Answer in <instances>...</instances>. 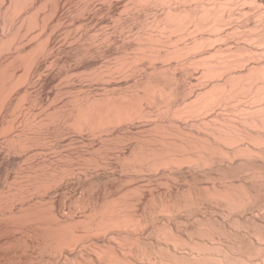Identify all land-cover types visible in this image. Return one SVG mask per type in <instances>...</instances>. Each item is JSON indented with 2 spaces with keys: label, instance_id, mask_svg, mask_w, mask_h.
I'll return each mask as SVG.
<instances>
[{
  "label": "bare ground",
  "instance_id": "bare-ground-1",
  "mask_svg": "<svg viewBox=\"0 0 264 264\" xmlns=\"http://www.w3.org/2000/svg\"><path fill=\"white\" fill-rule=\"evenodd\" d=\"M5 1L9 4L3 5ZM48 1L50 0H0V264H170V251H182H178L179 242H174L175 238L170 230L172 226L169 227L170 235L168 227L163 224L166 221L167 224L179 226L178 222L180 224L181 221L178 216L183 213L198 224H203L205 218L206 223L208 220L211 224L214 223L211 225L214 230L211 228L210 231L209 226H205L209 230H206L208 238H205L204 234L205 223H200L203 235H200V231L199 234L195 232L199 240L204 237L212 246L208 245V248L205 244V249L198 246L195 248L200 249L195 251L194 245L191 244L193 248L188 247V254L192 264H237L238 260L245 264H264V0H196L198 2L194 4V9L184 4L186 0H180L184 1L182 6L176 7V3H172L173 0H157L164 9L163 20L160 19L163 12L158 15L151 7L152 0H141V8L137 13L142 29L138 33L136 44L139 50L134 64L136 73L132 68V73L136 74V93L128 94V89L126 94L121 95V99H116L118 95L113 96L111 91L119 83L112 81L105 84L101 98L97 100L93 95L90 96L91 93L89 97L86 96V105L79 104L78 100L79 105L73 109L76 110L73 116L76 127H86L96 134L100 145L103 146L113 135L119 138L114 133L117 124L138 118L137 129L144 136L138 140L139 144L135 140V145L126 148L127 145L122 144L119 147V142L116 145L118 147H114V155L110 150L114 159L129 164H122L124 167L128 166L125 170L129 168V171L133 172L132 175H138L131 178L140 180L137 190L135 188L133 191H124L118 197L113 196L118 194L114 191H93V179L88 180L90 169L74 173L75 176L71 175L74 181L80 177L84 180L88 178L84 183L88 185L87 188L80 189L77 194L64 189L60 193H57L56 188L52 190L55 184L61 183L63 176L60 178L54 174L50 178L44 177L46 156L49 155H46L47 144L58 136L62 125V116L56 100L58 82L54 83L55 87L50 85L53 89L46 94L49 102L48 105L46 103V109L50 111L49 115L47 114L49 117L46 116L50 124L49 129L44 128L46 121L42 120L43 118H37L41 108L35 107L43 105L44 101L38 96L39 90L36 89V95H32L31 102L27 103L26 99L34 87L31 86L30 89V85L35 83L37 86V82L41 81L39 73L46 65H50L54 72L51 76L52 82H55L59 73V44H55L59 39V18L56 16V6L59 4L57 5L55 0L53 5H48L49 8L46 9ZM243 1L246 5L241 4ZM12 12H17V15L22 12V17L20 16L19 20L12 18L15 16H12ZM247 14L250 18L260 16L257 17L261 18L260 23L258 20V23L253 22L257 18L250 21ZM242 15H245L244 19L239 20ZM165 17L167 19L164 21ZM168 20L177 24L179 31L181 27L183 34L191 30L189 26L192 24L193 27L202 26L197 33L190 32L197 34V38L199 31L206 30L205 28L211 25V30L207 28L210 32H199L204 42L214 38L224 39L229 33L232 35V30L236 38L238 35V39L234 37L233 41L247 38L242 42H234L235 46H231V42L226 43L224 39L226 44L219 43L211 48L200 49L197 54L194 46L197 40H194L195 43H181L187 40L186 37L183 38L184 35L181 39L178 38L180 43L174 39H171L174 42L170 40L172 33L170 34ZM30 25H33L36 32L27 38L24 33L30 31L27 29ZM155 26H160L161 33L166 35V39H163L166 40V49L162 48V37L158 38L154 32ZM31 30L33 31L32 28ZM234 30L238 32L237 35ZM239 32H242L243 38ZM106 37L117 43L116 36ZM246 39V42L250 43H243ZM189 46H194L196 55L189 56ZM186 48H190V53L184 52ZM225 51L230 54L224 53ZM172 54L175 55L174 66L173 62L170 64ZM194 59L197 61L196 65L203 68L201 80L207 78L204 84H207L208 80L212 84L209 88L205 85L207 90L205 88L200 92L199 88L200 93L196 90V95H188L190 99L192 95L194 98L184 105L181 95L185 90L183 78L188 72L186 66L189 63H186L191 64ZM175 64L180 65L178 71ZM19 67L22 72L16 75L15 68ZM43 67L45 68L42 69ZM120 71L123 73L126 70L124 68ZM202 74L200 72V75ZM19 80L27 85L20 95L14 93V87ZM156 105L161 109H157ZM132 106L135 108L132 109ZM184 106L190 109L185 110ZM213 107L221 108V111L218 108L214 111ZM223 108L228 112H222ZM16 112L21 114L19 119ZM185 112H188V115ZM183 114L191 118H180ZM128 126L129 123L126 127ZM118 141L120 139H116V142ZM110 152H105L100 159L90 163L92 171L95 170L98 175L105 173L109 177L115 175L114 170L108 168L111 164ZM11 168L14 169L12 173ZM100 170L103 173H99ZM125 170L124 173L127 171L131 174ZM70 173L73 174L72 171ZM161 179L164 188L167 186L174 191V199L169 198L171 192L168 191L169 195L163 196V193H160L164 198L159 197L160 200H156L157 195L154 196L153 191H157L158 184H162ZM153 182L158 183L157 188H150L151 183L154 185ZM76 184H79L78 181ZM144 188L153 192L148 191L151 195L147 196L149 199L142 195L146 191ZM110 197L114 198L109 199ZM203 204L214 206L215 209L212 211L211 207L205 208L209 211L204 212L202 208L206 206ZM222 207L226 212L216 210ZM156 212L162 215L165 213L164 221L161 220L163 224L160 222V226H164L163 229L159 225L156 228ZM174 215H177V218ZM178 228L175 230L179 232ZM184 231L186 237L191 240L193 233L189 235ZM197 242L198 240L195 241L196 244ZM222 243L231 245V249L233 244H236L235 247L239 249L234 247L231 252L222 251ZM253 243H261L262 246L255 247ZM244 244L246 251L243 249ZM185 245L183 247L187 246ZM234 249L240 256L231 255ZM219 250L223 252L222 256L215 254H220ZM250 254L259 257H250Z\"/></svg>",
  "mask_w": 264,
  "mask_h": 264
},
{
  "label": "rangeland",
  "instance_id": "rangeland-1",
  "mask_svg": "<svg viewBox=\"0 0 264 264\" xmlns=\"http://www.w3.org/2000/svg\"><path fill=\"white\" fill-rule=\"evenodd\" d=\"M51 1V2H50ZM50 1H48L49 3H47V8L46 9H48L49 7H48V5L49 6H51V5H53L52 4V2H54L55 0H50ZM182 1V0H181ZM180 0H173V2L172 3H176V5H174V7H176V6H182V4H183V2H181ZM187 1H188V3H187ZM200 1V0H199ZM7 1H5L4 2V4L3 5H7V4H9V3H6ZM28 2H30V0H28ZM192 2V3H191ZM198 1H196V0H186L185 2H184V4H188V7H190V9L191 8H195V3H197ZM244 3H241V4H245L246 2L245 1H243ZM6 3V4H5ZM57 5H58V7L56 6V16L59 18L58 19V27H57V29H58V40L56 41V43L55 42H52V43H55L56 45H58L57 47H58V52H59V58H60V61H59V64H58V66H59V73H58V76H56L57 78H55V82H52V79H51V76L54 74V72L51 70V67H47V65H46V68L45 67H43L42 69H44V70H41L40 72L41 73H39L41 76L39 77V78H41L40 80V82L38 81L37 82V86L35 85V83H33L32 85H30V89L32 88L31 86H34L33 87V90L31 89L30 91V94L31 95H29V96H27V103L28 102H31L32 101V95L34 94V92L35 91H37V90H39L38 92H39V94H38V96L40 95V99H42V100H44L43 101V105H39V106H37V107H35V108H37V109H40V112H38L39 113V115H37L36 117L37 118H39V117H41V119L42 120H44V121H46V125H44L45 127V129L47 130V129H49L50 128V124H49V120H48V118L46 117V116H48L49 114H48V112H50L48 109H46L47 107V105L49 104V102H48V99H47V96H46V94H48L49 93V91H50V89H53V88H51L50 87V85L52 86V87H55V85H54V83H56V82H58V83H56V89L58 90L57 91V98H56V100H57V104H58V107H59V113H60V116H62L61 117V120H62V125H61V129H60V132H59V134H58V136L57 137H55V141L54 140H51V142L50 143H48L47 144V151H46V155H48V156H46L47 158V161L45 162V166H44V177L45 178H50V176H52V175H59L60 176V178L62 177V181H61V183L59 182V183H57L58 184V186H57V184H55V186H57V187H55L54 185V188H52V190L54 189L55 190V188H56V191H57V193H60L63 189H64V191H67V192H71L72 191V193H73V191L75 192V194H77L78 192H80L81 190H83V188H87V186L88 185H84V183L86 182V181H88V180H90V179H93L92 181H93V188H91L92 190L94 189L96 192L98 191V192H103V189H105L106 191H110L111 193H113L112 191H114V193H118V194H116V195H113L114 197H118V195L119 194H121V193H123L124 191H133L135 188H136V190H137V188L139 187V178H131V177H137L138 175L137 174H135V176H134V174L132 175V173L133 172H131V171H129V168H127L126 170H128L129 172H131V174H129L126 170H125V168L126 167H128V166H122V164L123 165H129V164H125L124 163V161L123 160H121V161H123V163H121L119 160H117V159H114L113 158V155H114V151H116V148H114V147H120V145L122 144V145H127L126 146V148L127 147H129V146H133V145H135V140H136V143L137 144H139L138 143V140L139 139H141L142 138V136L143 135H141L140 133H139V130L137 129V126H138V123H137V121H138V118H133L132 119V121H127V122H122V123H119V124H117L116 126H115V129H114V133H116L117 134V136H119V138H117L116 136H112V137H115V138H112V137H110V139L106 142V145L104 144V146L103 145H100V140H99V137L97 138V135L96 134H93L90 130H88L86 127H76L77 125L76 124H74L75 122H73V116L75 115V111H73V109H75V107L77 106V105H79V104H83V105H86V102L85 101H87V98H86V96L87 97H89V95L90 96H92L93 95V97L95 98V99H97V98H101V94L103 93L102 91H103V88L105 87V84H107V83H112V81L113 82H117V83H119V85L116 87H114L113 89V91H111V93H112V95L113 96H117L116 97V99H121L120 97H121V95L123 94V93H125L126 91H128V89H129V91L128 92H126V93H130V94H135L136 92L135 91H137V85H136V82H134V81H136V79H135V76H136V72H135V68H134V64H136V62H135V59H136V57L138 56V52H139V50H138V46H136V44H137V42H138V33L141 31V25H140V20H139V18H138V12H139V9L141 8V5L139 4V3H141V0H56V2H55ZM174 3V4H175ZM180 3V4H179ZM182 3V4H181ZM51 4V5H50ZM142 4V3H141ZM160 4V5H159ZM190 4V5H189ZM249 4V3H248ZM247 4V5H248ZM246 5V4H245ZM60 6V7H59ZM151 7L158 13V15H159V13H161V12H163V13H161L160 14V19H162L163 20V17H162V14H164V9L162 8L163 6H162V4L158 1L157 2V0H152V3H151ZM156 8V9H155ZM192 9V10H193ZM59 10V11H58ZM12 13H14V12H12ZM16 13V14H15ZM14 14H12V16H14V17H12V18H14V19H16V20H19L20 19V16L22 15L21 13H19L18 12V15H17V12H15ZM58 14V15H57ZM10 15H11V13H10ZM148 16H150V14L148 15ZM248 18H249V20L250 19H252V18H257V17H260V16H254V17H249V15L247 14L246 15ZM22 17V16H21ZM244 17H245V15L243 16L242 15V17L239 19V20H241V19H244ZM247 18V19H248ZM159 19V20H160ZM165 19H167L166 17L164 18V21H165ZM253 20V19H252ZM257 20H258V22L261 20V18L260 19H256V20H253V22L255 21V23H258L257 22ZM103 21H105V22H103ZM163 21V22H164ZM251 21V20H250ZM161 22V21H160ZM162 22V23H163ZM168 22L170 23V34L172 33V35H170V40L172 39H174V41L175 42H179L180 43V39L182 38V36H183V38H185L186 37V39L187 40H183L181 43H183L184 41H190V43H195V41L194 40H197L196 41V44L194 45L195 46V49H196V53L198 54V53H200V49H204V48H208V47H210L211 48V46L212 47H214V46H216V45H218L219 43L220 44H226V43H230L231 42V46H235L234 44V42H238V41H240V42H242V40H244L245 38H247V37H245L244 39H242V40H238V41H233L235 38H236V36L234 35V32H232V31H230L231 33H232V35L229 33V37H230V39L231 40H229V37L226 35V37L224 38L226 41V43H224V39H223V37L222 38H220L219 40L218 39H216V38H214V39H212V40H214V42L211 40V41H209V40H206V42H204L203 41V39L202 38H200V33L201 32H203V33H205V32H207V31H209V30H211V28L212 27H207V26H204V27H207L209 30H207V28H205L206 30H204V29H202L201 31H199L198 32V38H200V39H202V41L199 39V41H198V38L196 37L197 36V34L195 35V34H191L192 32H196L197 33V30L198 29H201V27L202 26H200V27H193V24L192 25H188L189 26V28L191 29L190 31H188L187 33H182V31H181V27L179 28L180 29V31H181V34L180 33H178V25L177 24H175L174 22H171V21H169L168 20ZM165 23V22H164ZM167 23V22H166ZM169 23H167V24H169ZM260 23V22H259ZM176 26H175V25ZM207 25H208V23H206ZM205 24V25H206ZM31 26V27H30ZM29 27L27 26V29L29 30L30 29V31L29 32H26V30H24V32H26V33H24V34H26V35H24L25 37H27V38H30V37H32V35L33 34H35V32H36V29H34L33 28V25H30ZM178 26V27H177ZM157 27V28H156ZM174 27H177V28H175L174 29ZM31 28L33 29V31L31 30ZM153 28H155L154 29V32L158 35V38L160 37V39H161V37H162V42H163V49L165 48H167L166 46H164L165 45V43L164 42H166V40H163V39H166V35L164 34V33H161L162 31H161V27L160 26H155V27H153ZM203 28V27H202ZM249 29H250V27H248ZM248 28H246V29H248ZM174 29V30H173ZM193 29V30H192ZM196 29V30H195ZM245 29V30H246ZM249 29H248V31H249ZM27 30V31H28ZM175 30H177V31H175ZM214 29H212V31H213ZM244 30V31H245ZM174 31V32H173ZM179 31V32H180ZM192 31V32H191ZM211 31V32H212ZM235 31V34L237 35L238 34V32L236 31V30H234ZM250 31H251V29H250ZM253 32H254V30H252ZM34 32V33H33ZM191 32V33H190ZM194 32V33H195ZM210 32V31H209ZM253 32H248V33H253ZM27 33H28V35H27ZM112 33V34H111ZM240 34L239 35H242V37L241 38H243V34H241L242 32H239ZM114 35V36H116L117 38H118V40H117V43L115 42V41H113L112 39H108L106 36H110V35ZM161 34H163V35H161ZM202 34V33H201ZM104 35H106V36H104ZM161 35V36H160ZM178 35H181V36H178ZM190 35V36H189ZM177 36V37H176ZM233 38H232V37ZM24 37V38H25ZM104 37H106L105 39H104ZM176 37V38H175ZM181 37V38H180ZM193 37V38H192ZM195 37V38H194ZM235 37V38H234ZM27 38H25V39H27ZM101 38V39H100ZM103 38V39H102ZM178 38H180L179 40H178ZM197 38V39H196ZM239 38H240V36H239ZM192 39H193V41H192ZM215 39H216V41H215ZM233 39V40H232ZM236 39H238V35H237V38ZM249 39V38H248ZM248 39H246L245 40V42H243V43H248L249 41H250V39H249V41L248 42H246ZM103 40H104V42H103ZM171 40V41H172ZM171 41H170V45H171ZM174 41H172V42H174ZM228 41V42H227ZM197 42H198V44H197ZM233 42V43H232ZM254 41H251V43H253ZM58 43V44H57ZM203 43H204V45H203ZM250 43V42H249ZM200 44H201V46H200ZM258 44V43H257ZM54 45V44H53ZM101 45V46H100ZM167 45H168V43H167ZM173 45V44H172ZM191 45V44H190ZM197 45V46H196ZM103 46V47H102ZM174 46V45H173ZM192 46V45H191ZM191 46H189V47H191ZM193 46V47H194ZM171 47V46H170ZM193 47H191V53L188 51V49H190V48H186L185 49V51L184 52H187V53H190V55L189 56H191L192 54H195L196 55V53H195V50L193 51ZM199 47V48H198ZM99 49H100V51H99ZM198 49V50H197ZM104 51V52H103ZM138 51V52H137ZM193 51V52H192ZM197 51H199V52H197ZM229 51H225L224 53H226V54H230V53H228ZM243 53V52H242ZM238 54H240L239 52H238ZM188 55V54H187ZM172 58L170 57V59H171V61H170V64L172 63L173 65L172 66H174V57H175V55H173L172 54ZM198 56V55H197ZM208 56H210V54H208ZM88 58H89V60H88ZM200 58V57H199ZM197 59H198V57H197ZM136 61H137V59H136ZM122 63V64H121ZM189 63V64H188ZM195 63V64H194ZM128 64V65H127ZM188 64V65H187ZM197 64V61H196V59H194L193 61L191 60V64H190V62H187L186 63V65L188 66H186V68L188 69L187 71L188 72H186L185 74H186V76H184V78H183V82H182V84L184 83L185 84V86H184V84H183V87H185V88H183V89H185V90H183L182 91V95H181V93H180V95H181V97H183V99L181 98V100H182V103H185V102H187V101H190V100H192L193 98H194V95H196V93H197V91H198V89H199V91L200 92H202V91H204V89L205 90H207V87L209 88V86H211V81H209L208 80V82H207V84H204V83H206L205 81L207 80V78H204V79H202L204 82H202V80H201V78H202V76H203V74H202V69H201V65H200V63H199V65L200 66H198V65H196ZM123 68H122V67ZM177 66V70L176 69H174V70H176V71H178V68H179V66L180 65H176L175 64V67ZM129 67V68H128ZM174 67V68H175ZM125 68V70L127 71H125V72H123V73H121L122 71H120V70H122V69H124ZM128 68V69H127ZM132 68H134L133 70H134V74L132 73L133 72V70H132ZM68 69V70H67ZM112 69V70H111ZM130 70V71H129ZM50 71V72H49ZM112 71H114V72H112ZM117 71V72H116ZM120 71V72H119ZM21 72H22V69L19 67L18 69L17 68H15V73H16V75H19V74H21ZM42 72H43V74H42ZM101 72V73H100ZM107 74H106V73ZM200 72H201V74L202 75H200ZM64 73V74H63ZM112 73V74H111ZM118 73V74H117ZM130 73V74H129ZM199 73V74H198ZM110 74V75H109ZM121 74V75H120ZM184 74V75H185ZM107 75V76H106ZM200 76V77H199ZM59 77V78H58ZM103 79H102V78ZM127 77V78H126ZM197 77V78H196ZM105 78V79H104ZM196 78V79H195ZM186 80V81H185ZM200 80V81H199ZM36 81V80H35ZM109 81H111V82H109ZM187 82V83H186ZM24 83V84H23ZM41 83V84H40ZM48 83V84H47ZM131 83V84H130ZM128 84V85H127ZM210 84V85H209ZM132 85H134V86H132ZM203 86V87H200V86ZM207 87H206V86ZM27 85H26V83L24 82V81H22V80H19L17 83H16V85H15V87H14V93H16L17 92V94H22V90H24V88L26 87ZM58 86V87H57ZM186 86H188V87H186ZM22 87V88H21ZM35 87H37V88H35ZM118 87H120V88H118ZM135 87V88H134ZM118 88V89H117ZM35 89V90H34ZM37 89V90H36ZM121 89H123V90H121ZM135 89V90H134ZM111 90V89H110ZM118 90V91H117ZM120 90V91H119ZM125 90V91H124ZM131 90V91H130ZM188 92H187V91ZM197 90V91H196ZM46 91V92H45ZM186 91V92H185ZM198 91V93H200ZM48 92V93H47ZM80 92V93H79ZM101 92V93H100ZM135 92V93H134ZM183 92H185V93H183ZM192 92V93H191ZM87 93V94H86ZM96 93V94H95ZM110 93V94H111ZM121 93V94H120ZM125 93V94H126ZM195 93V94H194ZM75 94V95H74ZM86 94V95H85ZM120 94V95H119ZM125 94H124V96H125ZM191 94H194V95H192L193 97H192V99H190L189 97H191ZM34 95H36V94H34ZM33 95V96H34ZM78 95V96H77ZM82 95V96H81ZM97 95V96H96ZM183 95H185V96H183ZM188 95H189V97H188ZM96 96V97H95ZM59 97V98H58ZM81 97V98H80ZM123 97V96H122ZM184 97H188V99H184ZM84 98H86V99H84ZM93 98V100H95ZM31 99V100H30ZM47 99V100H46ZM84 99V100H83ZM190 99V100H189ZM30 100V101H29ZM59 100V101H58ZM78 100H79V104H78ZM98 100V99H97ZM184 100V101H183ZM76 101V102H75ZM45 102V103H44ZM59 102V103H58ZM71 102H73L72 104H71ZM75 102V103H74ZM83 102V103H82ZM25 103H26V101H25ZM46 103H47V105H46ZM88 103V102H87ZM188 104H189V102H187ZM34 104V103H33ZM162 104V103H161ZM188 104H187V107H188ZM158 105V104H157ZM156 105V107H158ZM183 105V104H182ZM184 105H186V103L184 104ZM225 105H228V104H225ZM34 106H35V104H34ZM41 106V107H40ZM45 108H44V107ZM69 106V107H68ZM131 106V105H130ZM216 106H218V105H216ZM222 106V105H221ZM221 106H218V107H221ZM224 106V105H223ZM222 106V107H223ZM161 107V106H160ZM186 107V108H187ZM218 107H216L215 109L216 110H218L219 109V111H221L220 109L221 108H218ZM42 108H44V109H42ZM77 108V107H76ZM133 108H135L134 106H132V109ZM184 108H185V106H184ZM185 108V110H187V109H190V107L189 108H187L186 109ZM218 108V109H217ZM227 108V107H226ZM225 108V109H226ZM70 109V110H69ZM157 109H161V108H157ZM156 109V110H157ZM215 109H214V107H213V110L215 111ZM224 109V108H223ZM222 109V112L223 111H225V109L223 110ZM43 110H45L44 112H43ZM212 110V111H213ZM63 111V112H62ZM190 111V110H189ZM188 111V112H189ZM19 112V111H18ZM42 112V113H41ZM72 114H71V113ZM188 112H185L186 113V115H188L187 113ZM225 112H228L227 110L225 111ZM225 112H224V114H225ZM17 113V112H16ZM41 113V114H40ZM48 114V115H47ZM227 114V113H226ZM21 114L20 113H17V117H18V119H19V117H21L20 116ZM69 115V116H68ZM181 115V114H180ZM185 115V116H186ZM183 116H184V114H183ZM180 117V118H185V116L184 117ZM49 117V116H48ZM67 117V118H66ZM179 117V116H178ZM188 116H186V118H187ZM190 117V116H189ZM188 117V118H189ZM46 118V119H45ZM179 118V119H180ZM191 118V117H190ZM66 120V121H65ZM135 121V122H134ZM67 122V123H66ZM74 125H73V124ZM128 123H129V126L128 127H126L127 125H128ZM137 123V124H136ZM44 124H45V122H44ZM68 124V125H67ZM132 126H131V125ZM63 126V127H62ZM123 126V127H122ZM75 127V128H74ZM117 127V128H116ZM81 128H83V129H81ZM119 128V129H118ZM129 128V129H128ZM74 129H76V130H74ZM81 129V130H80ZM79 130V131H78ZM86 130V131H85ZM122 130V131H121ZM125 130V131H124ZM63 131V132H62ZM89 131H90V133H89ZM117 131V132H116ZM118 132H119V134H118ZM131 132V134H129ZM93 134V135H92ZM115 134V135H116ZM96 135V136H95ZM130 135V136H129ZM134 135H136L137 136V138H136V136H134ZM139 135H141V136H139ZM89 136V137H88ZM123 136H125L124 138H123ZM90 137H92V138H90ZM140 137V138H139ZM144 137V136H143ZM58 140H57V139ZM133 138V139H132ZM90 139V140H89ZM116 139L118 140V139H120V141H118V142H116ZM125 139V140H124ZM99 140V141H98ZM112 140V141H111ZM111 141V142H110ZM120 142V144L118 145V143ZM122 142V143H121ZM125 144H124V143ZM82 143V144H81ZM86 143V145H84ZM90 143V144H89ZM108 143V144H107ZM56 144V145H55ZM157 144H159L158 142H157ZM116 145H118V146H116ZM56 146V147H55ZM88 146V147H87ZM96 146V147H95ZM109 146V147H108ZM158 147L160 146V145H157ZM53 147V148H52ZM71 147V148H70ZM92 147V148H91ZM103 147H105V148H103ZM161 147V146H160ZM57 149V150H56ZM64 149V150H63ZM99 149V150H98ZM105 149H107V151H109L110 152V150H112L111 152H113L112 154H111V152H110V154H111V157H110V163L111 164H109L108 165V168L109 169H112V170H114V172H115V175L112 177H109V175L107 176V174H105V173H103L101 170L100 171H98L99 173H103V174H99L98 175V173L97 172H94L95 170H93L92 171V168H91V164H93L96 160H98V159H100L101 157H102V155L105 153V152H107V151H105ZM115 149V150H114ZM55 150V151H54ZM52 151V152H51ZM85 151H88V152H85ZM97 151V152H96ZM48 152V153H47ZM50 152V153H49ZM71 152V153H70ZM55 155V156H54ZM80 157H79V156ZM92 155V156H91ZM75 156V157H74ZM82 156V157H81ZM91 156V157H90ZM50 157V158H49ZM56 157V158H55ZM88 157V158H87ZM81 158V159H80ZM52 159V160H51ZM63 160V161H62ZM68 161V162H67ZM70 161V162H69ZM77 161H78V163H77ZM114 161V162H113ZM117 161H118V163H117ZM92 162V163H91ZM91 163V164H90ZM49 164V165H48ZM69 164V165H68ZM89 164V165H88ZM46 165H47V167H46ZM74 165V166H73ZM60 168H59V167ZM90 166V167H89ZM110 166V167H109ZM72 167V168H71ZM86 167V168H85ZM107 168V169H108ZM119 168V169H118ZM84 169H90V172H89V170H88V177H89V179L88 178H85V180L84 179H82L83 177H80V181L79 180H75L74 181V179H73V176H71V175H74V173H78V172H80V171H83ZM121 169H123V170H125L126 172L124 173L123 172V170H121ZM74 170V171H73ZM161 170V169H160ZM10 171H11V173L14 171V169H10ZM64 171V172H63ZM70 173L71 171L73 172V174H69L68 172ZM51 172H53V173H51ZM56 172V173H55ZM94 172V173H93ZM50 173V174H49ZM68 173V174H67ZM93 173V174H92ZM98 175V176H96V174ZM120 173V174H119ZM126 173H128L127 175H126ZM135 173V172H134ZM67 175V176H66ZM93 175H94V177H93ZM129 175V176H128ZM131 175V176H130ZM137 175V176H136ZM75 176V175H74ZM124 176V177H123ZM126 176V177H125ZM130 177V178H129ZM121 178V179H120ZM73 181H71V180ZM82 179V180H81ZM88 179V180H87ZM98 179V180H97ZM120 179V180H119ZM125 179V180H124ZM126 179H127V181H130V182H127L126 181ZM129 179H131V180H133V181H131V180H129ZM135 179V180H134ZM138 179V180H137ZM83 180H84V182H83ZM96 180V181H95ZM114 180V181H113ZM77 181H78V183L79 184H76L77 183ZM100 181V182H99ZM160 181V180H159ZM82 182H83V185H82ZM115 182H117V183H115ZM123 182V183H122ZM160 183H162V184H158V183H156V182H153V184L154 185H152V183H151V186H150V188H152V189H154L155 188V186H156V188H157V184H158V188H157V191H156V189H154V196H156L155 198H156V200L157 201H159L162 197V195L164 196V195H169V192H171L170 193V199H171V197L173 196V194H174V191H171L170 189H169V187H167L166 186V188H164L165 186H164V182L162 181V179H161V181H160ZM97 186H96V185ZM120 184V185H119ZM74 185V186H73ZM77 185V186H76ZM121 185H123V186H121ZM68 186V187H67ZM84 186V187H83ZM90 186V187H91ZM106 186V187H105ZM116 186V187H115ZM117 186H119V187H117ZM137 186V187H136ZM149 186V185H148ZM154 186V187H153ZM89 187V188H90ZM95 187V188H94ZM85 188V189H86ZM133 188V189H132ZM169 190H168V189ZM81 189V190H80ZM117 189H119V190H117ZM145 190H146V188H144ZM149 188H147V192L145 191V193H147V194H143L142 193V195H146V198L147 199H149V197L151 196L150 195V193H153V192H150L149 190H148ZM174 189V188H173ZM93 190V191H94ZM123 190V191H122ZM165 190V191H164ZM41 191H43V190H41ZM119 191V192H118ZM121 191V192H120ZM141 191H144V190H141ZM150 193H149V192ZM169 191V192H168ZM139 192V191H138ZM138 192H136L137 194H138ZM158 193V194H160V196L158 195V194H156V193ZM164 192L166 193V194H164ZM133 193H135V192H133ZM135 193V194H136ZM149 193V194H148ZM177 193H175V195H176ZM179 194V193H178ZM59 195V194H58ZM150 195V196H149ZM144 196H142V197H144ZM147 196H149V197H147ZM180 196V195H179ZM207 196V195H206ZM114 197H110L109 199H111V198H114ZM159 197H160V199H159ZM166 197H168V196H166ZM176 197H177V195H176ZM146 198L144 199L143 198V200H146ZM164 198V197H163ZM162 198V199H163ZM173 198V197H172ZM175 198V197H174ZM173 198V199H174ZM181 199H182V197H180ZM179 198V199H180ZM206 198H208L209 199V197L207 196ZM177 199H178V197H177ZM263 202H264V200H263ZM254 205H255V203H253ZM252 204V206H254ZM206 206V207H203L202 208V210H205V208H210L211 206H209L208 204H203V206ZM208 206V207H207ZM219 207L220 205H216V207ZM248 207H250V205L248 206ZM255 207H257V206H255ZM224 207H222V208H216V210L217 211H223L224 210V212H226V209L224 208ZM213 209H215V207L213 206V207H211L210 208V210H212L213 211ZM136 210H138V208L136 209ZM215 210V211H216ZM207 211H209V209H207ZM206 210L204 211V212H207ZM159 212H164V211H159ZM158 212V213H159ZM158 213L156 212V216H157V220H156V228L157 227H159L160 225H161V223L163 224V222H161V220L162 221H164V215H165V213L162 215L161 213H159L160 215H158ZM166 214H167V212H166ZM174 214V213H173ZM184 214V215H183ZM182 215H179L178 216V219L181 221L180 222V224H179V222H178V225L179 226H177V227H175V225L174 224H172V223H169V224H167V223H165L166 221H164V224L163 225H165V227L168 229L167 231L170 233V235H171V232H172V234H173V237L175 238V241L174 242H177L176 244H178V242H179V244H178V251L179 250H181L182 252H175V251H173V250H171L170 251V257L168 256V258L170 259V264H176V262H177V264H184V262L186 263V264H192L193 262L191 261L192 259L190 258V255L188 254V251L190 250V248L192 249L193 247V245H194V248H193V250H195L196 251V249L197 248H195V247H204V249H205V247L207 246L208 247V245L210 246L211 244H209V242H208V240H206V239H204V237H203V239L201 240V238H200V240H199V237L196 235V233L197 234H199L200 232V235H203L202 234V232L203 231H200V230H202L203 228H201L200 226H202L204 223V228H205V226L206 225H208L209 226V228H208V226H206V228H208V229H210V231H211V225H213L214 223H212L211 224V222H209V220L207 221L208 223H206V218L202 221V222H204L203 224L201 223V222H199V224L196 222H193L192 220H191V217L189 218V216H185L186 214L185 213H183ZM163 216V217H162ZM175 216V215H174ZM182 216H185V217H183L182 218ZM176 218H177V215L175 216ZM161 218V219H160ZM181 218V219H180ZM160 219V220H159ZM190 221H192V222H190ZM161 222V223H160ZM158 223V224H157ZM187 223V224H186ZM200 223L202 224V225H200ZM210 223V224H209ZM193 224V225H192ZM199 226H198V225ZM157 225H159V226H157ZM169 225V226H168ZM170 225L172 226V228L170 227ZM190 225V226H189ZM162 226V225H161ZM160 226V228H162L163 229V227H161ZM180 226L182 227L181 229H180ZM215 226H216V224H215ZM169 227H170V230H172L171 232H170V230H169ZM179 227V228H178ZM166 228H164L165 230H166ZM175 228H178L180 231V233L178 232V230H175ZM184 228V229H183ZM201 228V229H200ZM204 229V234H205V238L207 237L206 236V234H207V232H206V230H208V229ZM159 229V228H158ZM162 229H159V230H162ZM213 230H214V228H212ZM216 229V228H215ZM155 230H157V229H155ZM185 230V231H184ZM188 230V231H187ZM189 230L191 231V232H189ZM193 230V231H192ZM176 231V232H175ZM181 231H182V233H181ZM183 231L185 232V233H187V234H189V235H191L192 233V235H191V237H192V239L190 240L188 237H186L187 235L186 234H184L183 233ZM187 231V232H186ZM200 231V232H199ZM209 231V230H208ZM189 232V233H188ZM196 232V233H195ZM199 232V233H198ZM198 237H196V236ZM179 237V238H177V237ZM184 237V238H183ZM183 238V239H182ZM197 238V239H196ZM208 238V237H207ZM173 239V238H172ZM171 239V240H172ZM180 239V240H179ZM178 240V241H177ZM198 240V242H197V244L195 243V241H197ZM205 240H206V243H205ZM185 241V242H184ZM204 241V242H203ZM194 242V243H193ZM208 242V243H207ZM248 242V241H247ZM185 243H186V245H185ZM199 243V244H198ZM236 243H237V241H236ZM249 243V242H248ZM190 244V245H189ZM191 244H192V246H191ZM196 244V245H195ZM201 244V245H200ZM202 244H203V246H202ZM205 244H206V246H205ZM223 244V243H222ZM220 245V246H222V247H224V248H222V249H220V250H222V251H224V250H226V251H232V249L235 247V245L233 244V248L231 249V248H229L231 245H229V244H223V245ZM237 244H239V243H237ZM246 244V243H245ZM245 244H244V250L246 251V249H245ZM186 246V247H183V246ZM242 245V244H241ZM240 245V246H241ZM256 245V246H255ZM212 246V245H211ZM210 246V247H211ZM228 246V247H227ZM238 246V245H237ZM243 246V245H242ZM249 246H250V243H249ZM249 246L248 245H246V247H248L249 248ZM252 246V245H251ZM253 246H255V247H257V246H259V247H261L262 245H261V243L259 244V243H257V244H254L253 243ZM188 247H190L189 249H188ZM209 248V247H208ZM215 248V247H214ZM229 248V249H228ZM237 248V250L239 249V247H235V249ZM198 249H200V248H198ZM197 249V250H198ZM218 249H219V247H218ZM228 249V250H227ZM234 249V250H235ZM250 249V248H249ZM253 249V248H252ZM208 250V249H207ZM213 250V249H212ZM212 250L210 251V252H212ZM219 250V251H220ZM234 250H233V252H234ZM243 250V252L245 253V251ZM251 250V249H250ZM187 251V252H186ZM222 251H220V252H218V253H220V254H217V253H215L217 256H222ZM236 251V250H235ZM207 252V251H206ZM213 252H215L214 250H213ZM232 252V254L231 255H233V256H238L239 254H237L238 252L236 251V255H235V252L233 253ZM252 253V252H251ZM166 254V253H165ZM255 254V253H254ZM168 255V254H167ZM178 255H181V256H178ZM174 256V257H173ZM176 256V257H175ZM182 256H184V257H182ZM240 256V255H239ZM241 256H243V255H241ZM244 256H246V254H244ZM250 257H255V256H257V255H249ZM165 257H167V256H165ZM257 257H259V256H257ZM257 257H255V258H257ZM261 257V256H260ZM167 258V259H168ZM180 258V259H179ZM183 258V259H182ZM174 259V260H173ZM182 259V260H181ZM188 261H187V260ZM186 260V261H185ZM190 261V262H189ZM238 262L240 263V264H245V263H241L239 260L237 261V264H238ZM247 264V263H246Z\"/></svg>",
  "mask_w": 264,
  "mask_h": 264
}]
</instances>
